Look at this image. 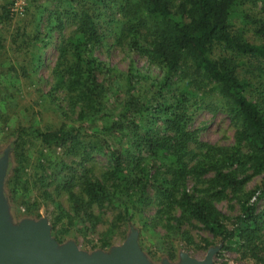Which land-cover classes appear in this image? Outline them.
<instances>
[{"label": "trees", "instance_id": "trees-1", "mask_svg": "<svg viewBox=\"0 0 264 264\" xmlns=\"http://www.w3.org/2000/svg\"><path fill=\"white\" fill-rule=\"evenodd\" d=\"M66 1L69 10L56 11L57 26L67 27L65 14L77 26L59 48L56 83L74 95L88 125L38 132L43 143L71 141L86 160L93 151L108 155L109 168L101 178H91V171L86 175L82 165L75 168L83 173L81 186L91 205L103 209L129 196L131 189L149 203V191L155 187L159 212L171 226L172 221L192 218L225 242V248L264 264V209L258 206L264 197V93L250 99L247 90L252 85L239 74L244 58L264 64V0H181L177 10L174 0H126V36L135 50L162 68V75L143 94L140 86L148 76L131 70L119 112L108 107L109 89L98 77L101 69H110L94 52L101 39L96 18L75 0ZM259 2L255 15L248 7L254 9ZM252 31L260 42L248 38ZM217 49L225 55L215 56ZM179 79L183 84L178 86ZM215 92L237 126L230 146L200 141L198 129L190 126L192 97ZM81 130L88 136L87 145L80 140ZM255 176H262L257 187L261 194L251 201L255 191L250 192L240 202L236 221L229 224L217 202L230 192L239 195ZM192 177L193 191L188 187ZM203 182L207 186L199 187ZM122 204L127 214L130 205Z\"/></svg>", "mask_w": 264, "mask_h": 264}, {"label": "rangeland", "instance_id": "rangeland-1", "mask_svg": "<svg viewBox=\"0 0 264 264\" xmlns=\"http://www.w3.org/2000/svg\"><path fill=\"white\" fill-rule=\"evenodd\" d=\"M102 1L75 0L74 3L96 18L101 39L94 52L110 69H101L98 77L109 89L108 107L119 112L121 102L127 97L131 70L148 76L139 90L144 94L151 88V82L162 75V68L135 50L126 36V0ZM66 2L0 0V153L10 149L5 193L14 222L46 217L52 226L53 236L56 238L57 234L60 243L72 240L87 252L109 251L122 244L135 228L139 232L142 249L155 263L164 259L178 262L182 252L204 259L210 248L221 245L213 264H257L225 248V242L192 218L172 221L171 226L167 215L159 212L161 206L155 187L149 191V200L152 197L149 203L140 201L131 189L129 196L123 195L121 200L107 203L103 209L91 205L82 190L83 173L75 168L82 165L83 171L87 169L86 175L91 171V178H101L109 168L108 155L93 151L90 160H86L83 150L72 145L71 141L52 145L43 143L38 132L88 125L79 115L80 105L73 100L74 95L56 83L59 48L77 26L75 19L65 13L67 27L60 30L57 26L56 11H68ZM180 2L174 0V10L178 9ZM260 6L261 2L254 9L251 6L248 9L259 15ZM142 31L145 32L144 29ZM121 32L126 33L124 37L120 36ZM247 36L252 41H261L254 31ZM219 55H225V52L217 49L215 56ZM243 60L239 74L252 85L247 96L257 99L260 93H264V64L253 58ZM182 84L180 80L178 86ZM152 92L154 90L150 91V96ZM201 95L199 99L192 97L190 126L198 129L200 141L232 145L237 126L224 109L225 101L216 92ZM81 131L80 140L87 145L88 136L86 139V134ZM197 146L193 144L194 148ZM261 182L262 176H255L239 195L230 192L225 200L217 202L229 224L236 221L241 212L240 202L248 198L250 192L255 191L251 201L261 194L257 188ZM194 184L192 177L188 185L191 191ZM206 186V182L199 185L201 188ZM71 193L76 197H71ZM122 202L130 205L131 210L127 214ZM258 206L264 209V197ZM179 213L176 212L177 216Z\"/></svg>", "mask_w": 264, "mask_h": 264}, {"label": "water", "instance_id": "water-1", "mask_svg": "<svg viewBox=\"0 0 264 264\" xmlns=\"http://www.w3.org/2000/svg\"><path fill=\"white\" fill-rule=\"evenodd\" d=\"M10 167V149L0 153V264H213L221 245L212 247L204 259L187 252L178 262L164 259L153 262L139 242L133 228L127 239L109 251L87 252L75 241L60 243L52 234L48 218H24L15 223L5 193V180Z\"/></svg>", "mask_w": 264, "mask_h": 264}]
</instances>
